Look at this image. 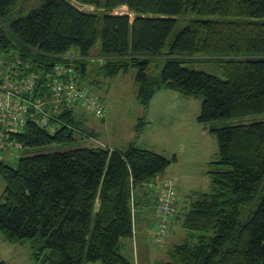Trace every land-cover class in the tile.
Segmentation results:
<instances>
[{"label":"trees","instance_id":"1","mask_svg":"<svg viewBox=\"0 0 264 264\" xmlns=\"http://www.w3.org/2000/svg\"><path fill=\"white\" fill-rule=\"evenodd\" d=\"M19 1L0 0V84L12 86L9 112L0 108L2 239H41L33 264H130L122 241L133 237L142 208L156 205L159 212L160 200L148 204L146 197L142 206L134 190L154 185L175 155L131 142L124 150L81 145L23 156L96 138L80 125L79 105L65 88L92 95L81 84L100 33L101 72L111 78L134 70L143 116L156 93L173 90L201 100L199 124L235 120L209 128L218 158L205 172L208 190L191 193L183 214L195 243L173 246L157 264H264V194L240 223L264 186V119H257L264 116V0H71L94 12L69 0H42L11 21ZM121 6L132 17L114 15ZM180 20L187 25L167 45ZM141 116L136 132H143ZM175 207L174 201L169 229Z\"/></svg>","mask_w":264,"mask_h":264},{"label":"rangeland","instance_id":"2","mask_svg":"<svg viewBox=\"0 0 264 264\" xmlns=\"http://www.w3.org/2000/svg\"><path fill=\"white\" fill-rule=\"evenodd\" d=\"M73 5L83 12H94L95 10L89 6H80L69 0ZM42 0H20L18 3L17 15L11 16V21L17 17L27 15L31 10L36 9ZM114 15L129 14L126 6L118 7ZM187 25V22L180 20L170 37L167 45L171 44L175 36ZM167 48V47H166ZM101 35L98 33L95 44L89 51V57L86 63V76L82 82V86L89 89L90 93L96 97L107 109V115L102 119L95 115L90 109L79 105L74 109V114L78 118L82 116L86 119L87 127L95 131L99 136L97 140H91L79 144L73 142L67 145L47 148L43 151L35 149L27 155H36L42 152H55L77 147H93L101 148L107 144L122 147V144L130 139L140 146L145 143L156 153H162L167 158L176 155L177 162L173 164L170 172H174L175 176L160 178L154 181L151 186V199H160L163 193V185L171 184L177 187V193L184 197L190 191L202 192L208 190V180L205 171L209 170V163L217 160L218 146L214 135L209 133V128H220L234 125L235 120L220 119L209 124L203 125L197 122L200 113L201 100L195 97H186L173 90H165L156 93L151 100L149 111L143 116V109L137 103L138 88L134 81V70L127 74H119L116 77H107L100 70L101 56ZM190 67L210 72L206 65L193 64ZM98 82L97 87L91 86L92 83ZM83 89V88H81ZM142 115V116H141ZM143 118V124L140 126L139 132H136V125ZM257 119H264L259 116ZM149 121V124L147 123ZM147 123V124H145ZM147 131V132H146ZM146 132V133H145ZM77 143V144H76ZM169 181H172L171 183ZM2 186L3 181L0 178ZM149 191V187L147 188ZM264 194V186L258 192L256 199L246 208L247 214L243 213L240 217V223H244L248 216L251 215L256 205ZM178 203V200H176ZM176 203V204H177ZM175 215V212L172 216ZM171 240L166 239L161 244H155L147 240L148 252L155 248L171 249L175 245L182 243L194 244L195 240L187 233V231L179 225L177 220L172 226ZM138 242L135 240L133 246ZM43 241L39 238L25 240L21 243L10 245L6 243L0 235V261L5 264H33L32 253L33 248H40ZM152 249V250H151ZM129 257V256H127ZM155 261H166L167 257L158 253L154 254ZM99 264V263H97ZM146 264V263H145Z\"/></svg>","mask_w":264,"mask_h":264},{"label":"crops","instance_id":"3","mask_svg":"<svg viewBox=\"0 0 264 264\" xmlns=\"http://www.w3.org/2000/svg\"><path fill=\"white\" fill-rule=\"evenodd\" d=\"M107 113H108V111H107ZM77 119L83 128L89 129L87 127V125L85 124L86 119L83 116H82V118H78V116H77ZM90 131H92V130H90ZM92 132L95 133V131H92ZM98 137L99 136L96 134V138L91 139V140L95 141V140L99 139ZM130 143H131V141L129 139L128 141H126L125 143L122 144V147H118V146L112 145V144H110V145L107 144L103 147H108V148H112V149L115 148L118 150H124ZM136 144L139 145L138 143H136ZM148 144L149 143H146V144L144 143L143 146L142 145L141 146L150 149L149 146H151V145H148ZM94 147H96V146H94ZM175 157H176V155H175ZM176 162H177V157H176ZM176 162L173 164H176ZM173 164L170 165L161 176H164V178L172 177V175L175 176L174 172H170V169L173 166ZM206 182L208 183V180H206ZM148 187H149V191H150L151 187L149 185H144L141 188H137L138 190L137 189L134 190V198L137 201V203H139V204L142 203L141 204L142 206L145 205L144 200L146 197L148 199L152 197L151 195L148 194V189H147ZM3 188L4 187L2 186V184L0 182V197H1V194L3 192ZM193 192L194 191L188 192L187 195H185L184 197H181V195H179V193H178V203L176 201L177 204L175 207V215L173 216L172 226L175 224L176 220L179 223V225L182 226L183 219H184L183 214L185 213V211L188 208V196ZM151 200H153V199H151ZM154 200H156V197L154 198ZM147 203H148V201H147ZM150 203H152V202L149 199L148 204H150ZM142 209L143 210L141 211V215L139 216V219L137 220V222H135V224L133 226V237L131 239H127V240L122 241L121 253L128 259L130 264H145V263L146 264H157L160 262L154 260V257H153L154 254L158 253L161 256L167 257L166 258V260H167L168 259V256H167V253H168L167 250L168 249H166V251H164L163 250L164 246L162 248H155L153 250L151 249L152 251H150V252H148V249H147V248H152V247L148 246V244L146 242H147V240L151 241V239H150L151 228L154 227V225L157 221V219H156V205L148 206V207H145ZM174 233H175V231L172 232V229L170 227V231H169V234L167 235L166 242L171 240V237ZM135 240H137L138 242H136L135 245L133 246V242ZM127 256H129V257H127ZM162 262H165V261H162Z\"/></svg>","mask_w":264,"mask_h":264},{"label":"built area","instance_id":"4","mask_svg":"<svg viewBox=\"0 0 264 264\" xmlns=\"http://www.w3.org/2000/svg\"><path fill=\"white\" fill-rule=\"evenodd\" d=\"M11 85L8 82H5L3 84H0V108L4 110L5 112H9L10 110V104L8 103V99L11 95ZM65 91L67 92V96L73 100V102L81 103L85 106H87L88 109H90L95 115L99 117H104L106 114L105 109L102 107L99 100H97L94 97H91L88 95V93L84 90L76 89V87L72 86V84L68 85L65 88ZM37 105V109L40 110L41 105H43L41 102H37L35 106ZM20 106V103L14 104V110L16 111L18 107ZM14 113V112H13ZM12 114V113H11ZM6 115L10 117V115ZM14 115V114H13ZM15 116V115H14ZM13 120L15 118H12ZM13 120L11 124H13ZM170 183L172 181H169ZM167 187L163 185V193L160 197V208L159 212L157 214V218L159 219L157 222V225L154 229V235L153 240L157 244H161L164 240L166 233L168 231V219L170 216V210L169 207L172 205V203L176 200L175 198V189L170 184H166Z\"/></svg>","mask_w":264,"mask_h":264},{"label":"bare ground","instance_id":"5","mask_svg":"<svg viewBox=\"0 0 264 264\" xmlns=\"http://www.w3.org/2000/svg\"><path fill=\"white\" fill-rule=\"evenodd\" d=\"M101 105H102V107L105 109V114H107V109H106V107L101 103Z\"/></svg>","mask_w":264,"mask_h":264}]
</instances>
